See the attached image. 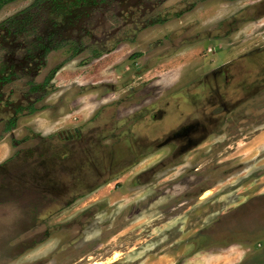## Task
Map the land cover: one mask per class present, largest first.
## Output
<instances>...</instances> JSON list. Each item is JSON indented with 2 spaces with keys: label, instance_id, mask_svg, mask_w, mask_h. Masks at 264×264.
Returning <instances> with one entry per match:
<instances>
[{
  "label": "rangeland",
  "instance_id": "1",
  "mask_svg": "<svg viewBox=\"0 0 264 264\" xmlns=\"http://www.w3.org/2000/svg\"><path fill=\"white\" fill-rule=\"evenodd\" d=\"M71 1L15 0L0 9V56L9 51L23 57L26 48L36 47L39 33L56 25L60 31L54 50L45 44L42 70L12 79L13 99L25 102V96L28 109L18 117L17 137L32 128L51 137L95 114L113 120L109 115L117 107L119 116L144 110L178 89L184 73L195 76L207 71L210 61L229 59L264 41V0H202L184 17L172 16L168 26L165 10L184 6L186 0H88L91 18L69 21L70 27L63 28ZM107 5L133 9L136 21H117L115 12L101 15L99 8ZM142 10L161 13L163 20L154 26L144 23L149 15ZM121 23L123 34L132 36L104 46L105 38L119 34L115 27ZM180 25L199 37L174 44L171 55H162V46L150 51L151 44ZM139 49L146 52L131 57ZM53 69L44 90L27 93V85L41 83ZM241 106L237 109L251 112L246 120L252 132L231 147L220 144L216 158L191 154L176 167L159 169L150 181H134L137 172L162 158L151 152L120 175L119 185L120 176L83 187L70 205L38 212L39 222L36 214L25 216L31 209L16 197L0 196V264H264V121H256L264 91ZM10 139L8 133L0 136V160L15 150ZM202 146L214 151L216 144ZM201 164L204 171H194ZM196 184L206 190L202 199L188 195L193 206L172 207Z\"/></svg>",
  "mask_w": 264,
  "mask_h": 264
},
{
  "label": "flooded vegetation",
  "instance_id": "2",
  "mask_svg": "<svg viewBox=\"0 0 264 264\" xmlns=\"http://www.w3.org/2000/svg\"><path fill=\"white\" fill-rule=\"evenodd\" d=\"M199 1L202 0H186L184 6L165 10L164 23L170 25L172 16L176 20L184 17L191 10L190 7ZM87 2L88 0H72L73 6L68 7L65 14L66 27L61 26L68 28L71 25L69 21L73 22L81 17L91 18L93 14L87 8ZM99 9L101 15L108 17L115 12L112 15L117 21H136V15L131 13L133 9L130 8L118 9L107 5ZM143 12L144 15H149L143 18L144 23L154 26L163 20L160 19V12L155 15L152 12ZM120 25L115 27L119 29V34L115 38H105L104 46L110 43L119 45L125 37L132 36L129 33L123 34L125 24ZM57 26L49 32L39 33L36 47L26 48L25 56H13L9 51L2 52L0 56V136L8 133L11 136V146L15 148L8 157L0 160V196L4 199L16 197L19 199L16 202L30 207L31 210L25 216L32 217V214H36V221L39 222L40 216L37 213L41 210L70 205L75 202L74 195L83 187L98 185L103 181L108 183L113 177L123 175L124 171L139 163L140 156L156 152L162 157L159 162L137 172L133 179L136 182H142L143 179L150 181L159 169L170 165L176 167L191 154H195L197 159L212 156L216 158L220 144L231 147L230 143L248 137L252 132V122L250 119L246 120L249 118L247 114L251 112L247 108L244 111L237 108L264 91V41L229 59L223 60L219 57L210 61L211 67L207 71L195 72V76L184 73L178 89L165 95L162 103H154L144 110L119 116L117 107L115 114L109 115L113 120L103 121L104 115L95 114L84 124L69 130H59L51 137L43 136L35 128L28 129L20 137L15 136L18 117L28 109L25 96V102H22V98L17 101L13 99V94L17 91L10 86L12 79L20 81L26 74L42 70L40 65L45 58V44L46 50L49 47L54 50L53 45L60 32ZM174 29L168 31L163 40L151 44L150 51L155 52L162 46V55H171L170 50L174 44L184 45L199 37L197 31L190 34L187 25ZM220 34L215 33V37L219 38ZM223 47V41L218 42L217 48ZM142 52H146V49L133 52L131 57L135 58ZM162 55H158V58ZM54 72V69L49 71L41 83L36 80L33 85H27V93L44 90L46 82L52 78ZM261 110L256 115V121H264V108ZM206 142L216 144L215 150H204L202 145ZM199 166L201 168L196 166L194 171L203 172L202 164ZM122 180L120 176L116 185ZM197 185L188 192L190 194L185 193L182 198L175 200L173 203L177 205L172 207L188 208L198 198L202 199L206 190L198 188ZM188 195L196 200L188 201ZM50 214L52 215L51 212ZM212 230L214 234L217 233L218 225ZM263 239L264 237L261 238Z\"/></svg>",
  "mask_w": 264,
  "mask_h": 264
},
{
  "label": "trees",
  "instance_id": "3",
  "mask_svg": "<svg viewBox=\"0 0 264 264\" xmlns=\"http://www.w3.org/2000/svg\"><path fill=\"white\" fill-rule=\"evenodd\" d=\"M15 0H0V9L5 6L6 4L13 2Z\"/></svg>",
  "mask_w": 264,
  "mask_h": 264
}]
</instances>
